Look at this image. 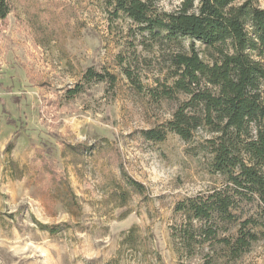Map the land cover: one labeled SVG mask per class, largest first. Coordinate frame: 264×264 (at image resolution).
Returning <instances> with one entry per match:
<instances>
[{
    "label": "rangeland",
    "instance_id": "1",
    "mask_svg": "<svg viewBox=\"0 0 264 264\" xmlns=\"http://www.w3.org/2000/svg\"><path fill=\"white\" fill-rule=\"evenodd\" d=\"M182 1L158 0L157 12ZM113 2L8 0L0 21V264H264V234L237 259L216 241L178 252L176 204L224 184L202 150L213 134L199 129L189 143L174 133L160 143L141 137L179 104L146 90L171 84L169 58L181 48L143 31ZM182 42L208 62L199 42ZM90 67L115 75V86L89 82L66 98ZM254 209L244 205L242 216ZM234 233L219 230L218 238Z\"/></svg>",
    "mask_w": 264,
    "mask_h": 264
},
{
    "label": "trees",
    "instance_id": "2",
    "mask_svg": "<svg viewBox=\"0 0 264 264\" xmlns=\"http://www.w3.org/2000/svg\"><path fill=\"white\" fill-rule=\"evenodd\" d=\"M157 1L113 2L116 11L143 31L163 33L165 41L177 42L181 48L169 58L171 84L158 83L146 90L155 101L179 104L170 119L140 135L160 143L174 133L189 143L199 129L213 134L202 150L210 155L208 170L222 176L224 184L176 204L175 211L183 217L178 252L216 241L231 259H237L264 234V8L257 0H183L177 10L159 13ZM9 11L8 0H0V21ZM185 39L204 46L208 62L192 43L185 49ZM128 78L144 91L136 77ZM82 81L66 90L65 97H75L89 82H105L110 88L116 84L115 75L92 67L84 71ZM6 122L14 123L9 116ZM51 173L55 176L54 169ZM120 173L126 185L144 195L143 185L121 165ZM65 185L68 196L72 191ZM244 205L255 207L254 212L243 217ZM229 227L235 228L234 235L218 238L219 230Z\"/></svg>",
    "mask_w": 264,
    "mask_h": 264
}]
</instances>
